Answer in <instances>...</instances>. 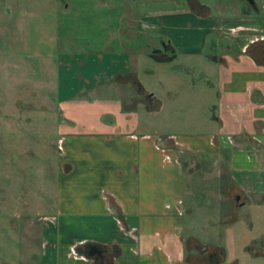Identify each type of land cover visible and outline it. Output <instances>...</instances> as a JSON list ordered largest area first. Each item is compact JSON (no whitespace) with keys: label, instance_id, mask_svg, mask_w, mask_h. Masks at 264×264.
<instances>
[{"label":"crops","instance_id":"1","mask_svg":"<svg viewBox=\"0 0 264 264\" xmlns=\"http://www.w3.org/2000/svg\"><path fill=\"white\" fill-rule=\"evenodd\" d=\"M116 1L136 8V33L127 36L123 47L162 54L168 48L167 60H179L180 66L161 71L165 98L143 86L129 67L110 71L105 82L111 84L115 75L123 91L136 84L150 102L125 93L121 100L104 98L99 105L80 102V111L60 119L53 207L41 216L32 264H218L232 256L226 229L219 230L216 241L217 236L202 239L185 232L186 216L196 212V173L202 182L213 181L196 196L210 204L208 191L216 192L230 220L238 219L249 202L264 206V0L242 2L231 16L215 15L214 0H147L142 8L136 0ZM116 32L108 31V37L119 43L125 31ZM196 59L212 64L202 67ZM198 69L203 83L178 73L193 76ZM147 72L158 77L155 69ZM173 81L197 92L184 90L176 100ZM179 101L209 118L184 130L151 128L142 121L139 105L145 113H162ZM207 219L206 226L220 225V220ZM243 226L252 228L250 214ZM262 229L238 243L260 264ZM204 245L208 248L199 252L197 246Z\"/></svg>","mask_w":264,"mask_h":264},{"label":"rangeland","instance_id":"2","mask_svg":"<svg viewBox=\"0 0 264 264\" xmlns=\"http://www.w3.org/2000/svg\"><path fill=\"white\" fill-rule=\"evenodd\" d=\"M212 2L213 13L222 16L236 13L239 10L236 5L242 2L252 4L248 0ZM117 3L116 0H0V264H32L38 253L41 216L52 209L56 190V164L62 138L60 119L80 111L82 104L99 105L104 98L111 102L121 100L125 93L150 102L146 92L136 84L123 91L124 87L115 85V75L109 81L111 84L105 82L110 71L129 67L128 72L137 75L143 86L165 98L166 90L160 85L164 73L161 71L180 66L179 60H167L170 56L166 52L145 51L146 48L126 50L128 44L125 48L123 44L127 36L135 35L137 29L133 17L136 8ZM139 3L136 0L135 5L142 8L148 1ZM116 13L122 18L118 19ZM121 30L126 37L121 32L119 43L117 38L108 37V31ZM194 62L202 67L204 62L212 64L205 59ZM147 68L155 69L158 77H148ZM178 73L186 81L203 83L200 69L193 76ZM174 85L176 100L182 93L197 92V88L183 87L180 81ZM138 107L142 121L151 128L158 125L175 130L197 128L209 118L206 112L190 109L180 101L162 113L149 114L143 112V105ZM196 175L199 178L192 186L196 212L193 219L186 216L185 232L191 230L202 239L214 240L217 236L216 241L220 239L219 230L226 229V247L232 256L218 264H260L259 257L252 262L238 243L260 232V228L264 230V206L258 209L249 202L240 209L238 219L230 220L224 215L225 205L216 192L208 191L210 204L196 196L202 186L213 182H202L200 174ZM249 214L253 226L244 228ZM207 216L220 220V225L206 226ZM230 240L234 243L230 244Z\"/></svg>","mask_w":264,"mask_h":264},{"label":"water","instance_id":"3","mask_svg":"<svg viewBox=\"0 0 264 264\" xmlns=\"http://www.w3.org/2000/svg\"><path fill=\"white\" fill-rule=\"evenodd\" d=\"M250 3L254 4V0H248ZM208 247L206 245H204L203 247L197 246V250L199 252H204ZM95 252L93 249L91 250L90 253Z\"/></svg>","mask_w":264,"mask_h":264},{"label":"trees","instance_id":"4","mask_svg":"<svg viewBox=\"0 0 264 264\" xmlns=\"http://www.w3.org/2000/svg\"><path fill=\"white\" fill-rule=\"evenodd\" d=\"M170 50H171V49L166 48L165 51L168 52V53H170V52H169ZM167 58H168V57H167ZM119 218H120L122 224L125 225L123 218H122V217H119Z\"/></svg>","mask_w":264,"mask_h":264},{"label":"flooded vegetation","instance_id":"5","mask_svg":"<svg viewBox=\"0 0 264 264\" xmlns=\"http://www.w3.org/2000/svg\"><path fill=\"white\" fill-rule=\"evenodd\" d=\"M166 52V51H165ZM166 55H168V52H166Z\"/></svg>","mask_w":264,"mask_h":264}]
</instances>
